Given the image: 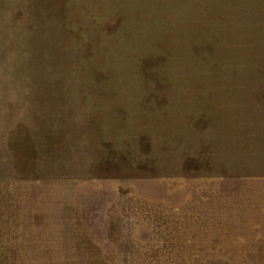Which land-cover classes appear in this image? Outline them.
<instances>
[{"label": "rangeland", "instance_id": "1", "mask_svg": "<svg viewBox=\"0 0 264 264\" xmlns=\"http://www.w3.org/2000/svg\"><path fill=\"white\" fill-rule=\"evenodd\" d=\"M263 93L264 0H0V264L247 254L180 208L264 189Z\"/></svg>", "mask_w": 264, "mask_h": 264}, {"label": "crops", "instance_id": "2", "mask_svg": "<svg viewBox=\"0 0 264 264\" xmlns=\"http://www.w3.org/2000/svg\"><path fill=\"white\" fill-rule=\"evenodd\" d=\"M260 97H261V100H264V93H263V96L260 95ZM260 106L262 107V115H260L259 118H256L251 112L249 113L250 118L246 117L247 120H245L243 123H240L239 121H237V125H236L237 128L241 126V128L243 129L242 131H240L241 133L244 134V130L246 131L247 126L249 127V125H252V127H255V124H258V122L260 121H264V104H260ZM243 113L246 114L247 110L244 111L243 109ZM260 126H262V123H259L257 127L260 128ZM229 133L231 132L229 131ZM263 138L264 137L262 136L261 148L264 149V139ZM238 145L240 144L238 143ZM245 158H248L249 160H251L250 158H255V157H243L242 159L245 160ZM260 158L262 160H260L258 163H253L254 165H257V170L259 171L260 169L264 170V158L263 157H260ZM238 174H241V173L240 172L228 173L226 177L241 178L238 176ZM187 180H189L190 185H194L195 183H199L200 181L201 182L220 181V177L212 178L211 176H206V175L202 177H199V176H194V177L185 176L184 177L183 176V177H180L181 188L184 182L186 183V187H187ZM254 186H255V183L252 185L251 189H254ZM235 188L243 189L244 195L246 193V189H248V187L246 186V183H244L243 185L242 184L236 185L235 183V184H230L229 186H225L221 188L219 191L222 193L226 191L228 193L229 192L231 193V190H234ZM204 190H210V192H206V193L207 194L211 193V195H209L210 198L208 199V200H211L214 197L213 191L218 190V186L213 189L209 187ZM180 192H183V190L181 189ZM248 192L249 194L247 195V197L244 196L243 198L244 203H241L242 207L235 208L234 206H232L231 195L228 194V201H230V204L227 205V209H220L222 208L221 206L215 207L212 205L208 207L202 205V208H197V205H196L195 208H190L191 202H192L191 200L193 198L197 199V185H195V195H193V192L190 186H189V191H185L184 196L186 198L188 197V199H186L185 201V208H183L182 206V208L180 209L181 211H183L184 209L185 213L187 212V209H189V213H191V215L188 214L189 218L195 216L194 220L190 218L191 222L194 223V225L193 226L191 225V227H196L197 229L198 216L201 215L204 221L203 227L211 228L212 230L211 238L212 236L213 237L222 236L223 234H225V237L227 239L226 245L228 244L231 245L230 243H236L241 248L242 246H246L247 254L241 253L240 256H237L235 252L234 254H232L231 248L228 247L227 250L229 253H228L227 260L225 261V264H264V254L262 257H260L261 254H259L260 258H257L258 254H251V250L253 249L252 244L260 245L262 242L264 245V241H262V239H264V221H263L264 219V200L261 201V198H260V193H263L264 189L260 190L259 188L257 192L250 193V190ZM188 204H189V208L187 207ZM241 212H244V215L242 216V218L240 217ZM236 217H239V220L236 221L235 220ZM207 222H209L210 224H206ZM254 238H257L259 241L253 240Z\"/></svg>", "mask_w": 264, "mask_h": 264}]
</instances>
